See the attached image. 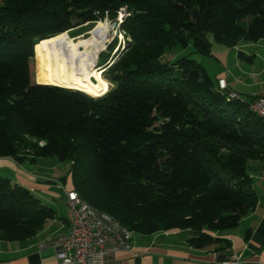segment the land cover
<instances>
[{"label": "trees", "instance_id": "16d2710c", "mask_svg": "<svg viewBox=\"0 0 264 264\" xmlns=\"http://www.w3.org/2000/svg\"><path fill=\"white\" fill-rule=\"evenodd\" d=\"M0 2V157L67 162L71 189L132 232L189 230L191 246L225 258L219 233L258 202L246 165L264 159V121L201 63L168 56L176 45L208 55L213 42L264 39V0ZM120 7L130 41L102 62L113 83L104 94L35 83L34 60L30 81L36 39L113 19ZM55 213L0 175V240L34 237Z\"/></svg>", "mask_w": 264, "mask_h": 264}, {"label": "crops", "instance_id": "0c3cea01", "mask_svg": "<svg viewBox=\"0 0 264 264\" xmlns=\"http://www.w3.org/2000/svg\"><path fill=\"white\" fill-rule=\"evenodd\" d=\"M247 51L253 53L245 58L242 55ZM207 57L214 58L219 64L213 81L215 86L217 79L224 77L227 89L242 97L251 99L255 94L264 93V39L255 43L239 42L233 47H217L212 43ZM243 59L249 66L242 63ZM255 61L258 64L253 67ZM212 64H215L214 60ZM206 71L208 73L207 68ZM19 165L11 158L0 157V171L10 177L1 172L0 175L29 188L38 197L42 195L49 199L51 203L46 205L56 213L34 237L18 241L0 240V264H59L53 252L40 248L38 243L50 233L68 229L65 193L56 182L71 189L72 180L69 176H50L43 168L42 172L32 168L23 170ZM249 175L258 202L235 227L219 233L230 243L225 258H220L218 252L191 246L188 242L191 231L170 229L151 234L132 232V250L116 254L119 264H229L226 259L231 253L238 257L235 264H264V165L258 173L250 172Z\"/></svg>", "mask_w": 264, "mask_h": 264}, {"label": "bare ground", "instance_id": "6f19581e", "mask_svg": "<svg viewBox=\"0 0 264 264\" xmlns=\"http://www.w3.org/2000/svg\"><path fill=\"white\" fill-rule=\"evenodd\" d=\"M124 17V16H123ZM121 17L116 20L113 26L108 22L100 21L90 32V37L80 38L77 41L72 40L69 32L74 30L70 28L61 33L50 35L44 40L39 41L34 46V55L41 60V77L43 84L57 85L65 88H73L91 96H98L109 89L108 80L103 77V68H96V62L99 51L103 49L108 41V35L118 32V26L122 21ZM90 22L81 26H87ZM116 29V30H114ZM122 38V37H121ZM110 39V38H109ZM108 43V42H107ZM83 47V50L80 48ZM219 88H222L220 78L217 80ZM229 99H235L244 102L245 98L236 92H228ZM250 109L264 121V113L255 108L253 101H249ZM71 194L75 196L76 204L85 209V216H91L94 222H106L113 226V229L120 232L123 236L131 238L132 231L120 224L111 215L103 212L83 200L79 194L70 189ZM68 229L71 231V217L67 212ZM54 237V232L44 237L39 243L40 248H45ZM61 264V263H59Z\"/></svg>", "mask_w": 264, "mask_h": 264}, {"label": "built area", "instance_id": "2783aa9c", "mask_svg": "<svg viewBox=\"0 0 264 264\" xmlns=\"http://www.w3.org/2000/svg\"><path fill=\"white\" fill-rule=\"evenodd\" d=\"M128 14L125 7H120L115 20ZM220 80L222 88H227L225 78ZM251 101L264 113V93L253 95ZM56 185L65 193L71 231L54 232L51 242L43 249H50L61 264H119L116 254L132 250L131 238L121 235L109 223L92 221L91 216H85V209L76 204L75 196L61 182L57 181ZM226 261L235 264L238 257L231 253Z\"/></svg>", "mask_w": 264, "mask_h": 264}, {"label": "rangeland", "instance_id": "374dc122", "mask_svg": "<svg viewBox=\"0 0 264 264\" xmlns=\"http://www.w3.org/2000/svg\"><path fill=\"white\" fill-rule=\"evenodd\" d=\"M124 18H122V21L124 20ZM100 21L108 22L109 24H113L114 22H116L115 17L112 19V18H110L108 16H105L103 19L96 20L94 22H90L89 25H87V26L78 27L79 25H77V26H75L74 30L69 32L70 38L72 40L77 41L80 38H88V37H90L89 32ZM72 23H73V25H75L76 22L73 21ZM118 27H119L118 28V32L116 34L114 33L113 36L112 35H108V37H107V40H108L107 42L108 43L106 42L104 47H103V49H101V51H99V53H98L99 55L97 57V62H96V65H97L96 68H102L101 67L102 66V62L106 61V59L109 58L110 56H114L113 58L117 59L124 52V50L126 49V45H127L128 41H130V37L127 34H125V32L123 31V28L120 29V26H118ZM114 30H116V29H114ZM39 40L40 39H36L34 41L33 45H32V49H31V53L32 54L29 56L28 65H29L30 81L34 82V80L32 79V73H31V66H32V62L34 60L35 81L37 80L38 82L42 83L41 60L37 59L35 57V55H34V45L36 43H38ZM40 41H42V40H40ZM213 45L214 46L217 45V47H220V46L225 47V46H223V45H221L219 43H216V42H213ZM80 49L83 50V47H81ZM101 52H104V53L102 55H100ZM252 53H253V51H247L246 55H242V56L246 58V57L250 56ZM169 54L170 55L168 56V58H173V59H175L178 56L189 55L190 57L195 59L197 62L201 63L204 66L205 69L207 68L208 73L211 76V79L213 81L215 80V72L218 70V66L217 65H219L218 62L214 58H212L215 61V64H212L213 60L210 57H207V55H201V54H199L197 52H194V49L191 46V44H189V45H187L185 47H181L179 45H176V46L171 48ZM236 59H237V57H236ZM239 60L240 59H238V61ZM242 61H243L242 63H244L247 66H249V64H247V62L244 59ZM252 64H253V67H255V65H257L258 63L255 61ZM230 65L233 66V63L231 61H230ZM104 77L108 80L109 84L112 86L113 83L110 81L109 73L108 74L105 73ZM37 81L35 83H37ZM59 87H61V86H59ZM100 95H102V94H100ZM100 95H98V96H100ZM38 144L42 145L43 141L38 142ZM263 161H264V159H263ZM263 161L262 160H249V161H247L246 171L249 172V173L250 172L258 173L259 169H261V167L264 165ZM18 167L23 169V170H25L27 168L28 169L32 168L36 172H42V168H43L46 173L50 174V176H52V175L55 176V177L56 176H62V177L69 176L70 180H71V173L69 171V164L67 162H60L55 157H42V158H39L37 160V162H35L33 164L29 163V162H24L21 165H19ZM1 174H3L4 176H9L10 177V175H6L5 172H1ZM68 190H70V189H68ZM35 196L38 197V195H35ZM38 198L44 204H48V202H50L49 199L47 200L42 195H40ZM52 202H54V201H52Z\"/></svg>", "mask_w": 264, "mask_h": 264}, {"label": "water", "instance_id": "95a60500", "mask_svg": "<svg viewBox=\"0 0 264 264\" xmlns=\"http://www.w3.org/2000/svg\"><path fill=\"white\" fill-rule=\"evenodd\" d=\"M112 25H113V26H115V25H116V23L114 22Z\"/></svg>", "mask_w": 264, "mask_h": 264}]
</instances>
